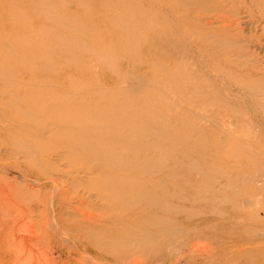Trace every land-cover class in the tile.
<instances>
[{
	"label": "rangeland",
	"instance_id": "rangeland-1",
	"mask_svg": "<svg viewBox=\"0 0 264 264\" xmlns=\"http://www.w3.org/2000/svg\"><path fill=\"white\" fill-rule=\"evenodd\" d=\"M0 264H264V0H0Z\"/></svg>",
	"mask_w": 264,
	"mask_h": 264
},
{
	"label": "bare ground",
	"instance_id": "bare-ground-1",
	"mask_svg": "<svg viewBox=\"0 0 264 264\" xmlns=\"http://www.w3.org/2000/svg\"><path fill=\"white\" fill-rule=\"evenodd\" d=\"M22 241H23V239H22ZM30 241H31V239H30ZM9 251H10V249H9ZM14 251L16 252V250H14ZM14 251H10L9 253L14 252ZM131 257H134V258L137 257V258L141 259L145 263V260H144V257H143V249L140 246H136V247L132 246V247H130L128 249H125V252H123L119 256H117L116 260L124 262V261H126L127 259H129Z\"/></svg>",
	"mask_w": 264,
	"mask_h": 264
}]
</instances>
